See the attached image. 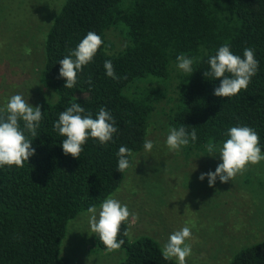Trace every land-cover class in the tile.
<instances>
[{
  "label": "trees",
  "instance_id": "trees-1",
  "mask_svg": "<svg viewBox=\"0 0 264 264\" xmlns=\"http://www.w3.org/2000/svg\"><path fill=\"white\" fill-rule=\"evenodd\" d=\"M117 23L128 42L109 53L106 32ZM89 31L104 43L78 74L76 86L64 88L59 61ZM225 42L242 58L244 49L252 48L259 62L247 90L231 98L215 96L220 79L204 76L210 71L209 57ZM45 53L42 82L58 97L38 104L43 120L38 136H29L35 154L28 163L0 167V264H74L61 255L69 220L119 188L127 172L117 170L119 148L134 154L147 140L155 98L151 92L128 95L126 89L140 80L169 78L182 53L196 62L194 72H183L178 85L175 128L190 132L195 127L197 140L191 144L206 147L213 139L219 148L229 128L248 126L259 135L264 152V0H65L46 33ZM105 60L112 62L119 80L106 75ZM72 103H80L93 118L104 107L118 129L106 145L89 138L79 159L64 154L65 137L53 127ZM129 159L132 164L133 156ZM125 230L128 222L118 236L124 240L119 264H177L163 258L156 239L143 235L131 240ZM227 264H264V242L238 251Z\"/></svg>",
  "mask_w": 264,
  "mask_h": 264
},
{
  "label": "rangeland",
  "instance_id": "rangeland-1",
  "mask_svg": "<svg viewBox=\"0 0 264 264\" xmlns=\"http://www.w3.org/2000/svg\"><path fill=\"white\" fill-rule=\"evenodd\" d=\"M64 1L0 0V108L16 94L33 107L57 99V93L42 82V70L45 36ZM106 37L109 53L124 49L128 42L118 23ZM183 72L175 64L169 78L140 80L126 89L128 95L151 92L155 98L147 134L154 147L133 154L132 167L109 196L138 214L135 223L129 218L131 240L146 235L163 248L170 234L187 224L192 231L186 241L192 247L187 264H227L238 251L264 242V161L228 183L217 177L210 187L207 177L203 181L199 177L215 171L222 162L219 153L210 156L206 147L191 143L179 152L169 151L166 139L169 129L175 128L172 115L179 104ZM86 211L69 220L61 255L74 264H119L124 250L107 252L101 247Z\"/></svg>",
  "mask_w": 264,
  "mask_h": 264
},
{
  "label": "clouds",
  "instance_id": "clouds-1",
  "mask_svg": "<svg viewBox=\"0 0 264 264\" xmlns=\"http://www.w3.org/2000/svg\"><path fill=\"white\" fill-rule=\"evenodd\" d=\"M103 39L93 31H89L79 42L75 49L69 50L68 55L59 61V77L65 79L64 88L71 89L78 82V74L83 71L84 66L93 61L98 50L103 45ZM195 58H189L185 54L177 56V66L185 73L192 74ZM210 71L204 72V76L220 79V84L214 89L217 97L231 98L247 90L252 78L257 74L259 62L252 48H245L243 58L233 54L230 44L225 42L220 46L215 55L208 59ZM104 68L106 75L112 79L119 80L116 76L113 64L105 60ZM91 77L87 83L91 84ZM43 120L41 107H33L21 94L11 96L6 105L0 108V167L5 165L11 167H24L29 158L35 154L32 147V138L38 136L37 129ZM23 122V128L21 127ZM59 135L65 137L62 140V149L65 155H71L79 159L83 146L89 138L106 145L113 140V135L118 129L111 113L104 107H100L96 117L90 111L86 112L80 103H72L70 107L59 113L58 120L53 125ZM229 137L219 148L210 139L206 144V151L210 156L219 153L222 161L215 171L201 173L199 179L203 181L208 178L210 187L214 186L217 177L221 183H228L235 179L238 174H243L249 166L260 164L264 161L260 145V137L257 132L248 126H234L228 129ZM197 140L196 128L189 132L184 126L170 128L166 139L169 151L179 152L190 142ZM146 151L151 152L154 147L152 140H146L143 144ZM117 170L121 173L132 167L130 157L133 152L121 146L117 152ZM186 208H188L186 206ZM185 208V209H186ZM88 217L90 230L99 237L100 242L108 252L119 250L124 240L118 239L121 227L124 223H135L138 214L130 212L127 205L118 199L109 196L104 199L99 207L92 205L85 213ZM192 227L195 224L192 223ZM123 235L127 236L125 230ZM192 237V231L187 224L170 234L167 243L163 245L162 256L165 260L175 258L177 264H187V257L192 254V247L186 243Z\"/></svg>",
  "mask_w": 264,
  "mask_h": 264
}]
</instances>
